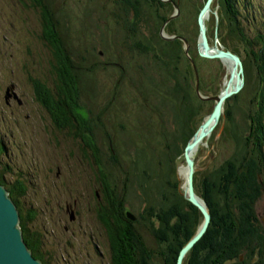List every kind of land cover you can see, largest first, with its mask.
<instances>
[{"label": "trees", "instance_id": "trees-1", "mask_svg": "<svg viewBox=\"0 0 264 264\" xmlns=\"http://www.w3.org/2000/svg\"><path fill=\"white\" fill-rule=\"evenodd\" d=\"M23 1L27 8H33L40 13V37L51 53L48 74L42 79H32L35 100L46 108L57 130L64 131L74 140L81 142L84 158L87 159L91 153L96 157L94 170L98 182L92 197L95 203L97 202L98 219L103 220L117 252L115 264H120L124 252L129 253L132 258L128 248L120 242L125 241L130 243L128 246L134 247L138 241L131 226V223H134L133 218L128 215L129 190L135 178V175L130 176L133 171L142 173L141 190L147 207L145 210L153 209L147 217L143 218L145 210L142 214L135 215L145 220L146 229L154 235L158 233L157 244L160 247L158 253L155 247L152 250V246L144 244L146 263L149 264L159 256L160 260H157L160 264H176L181 248L203 221V214L182 195L174 162L180 156L184 157L188 141L214 107V101L202 100L196 92L195 70L190 57L185 53V42L179 36H184L190 43V54L199 70L202 91L205 82L197 62V57H200L197 48L198 14L206 0H99L93 6L89 0L83 18L96 15L99 21L106 22L104 27L111 29L112 35L115 27L122 35L118 44L123 50H119L113 61H106L102 68L98 67V61L87 65V57L75 51L69 42V17L65 8L57 7L54 0ZM248 2L254 10L255 2ZM112 7H116L113 15ZM176 7L180 10L179 15L165 26L166 34L176 37L168 39L162 36L161 28L175 13ZM212 7L218 13L219 35L221 33L219 42L237 53L240 50L239 44L245 49V57L240 55L245 68V86L239 94L232 96L225 103V114H230L228 122L231 123L226 133H231L233 141L236 142L234 153L221 165L202 172L197 170L195 173V190L206 200L212 219L207 232L187 254L184 264H237L241 255L248 252L246 249H249L251 260L255 256L256 236L259 237L258 234L264 230L255 208L264 191V26L256 25L247 14L240 11L243 7L241 0H214ZM260 11L264 17V9L261 8ZM189 18L192 26L188 24L186 27ZM212 18L213 26L208 22L210 40L211 35H215L216 18L213 12ZM189 29L190 35L187 36L186 31ZM112 40L114 41L113 36ZM104 46L109 47L103 44ZM103 47L101 52L105 49ZM123 57L128 58L133 66H136L135 60L138 57L145 58L152 68L157 69L159 75V78L146 75L144 85L140 87L141 91L134 94H140V107L143 112L146 111L141 122L149 119L153 123V132L159 134L153 158L147 157L148 153L143 151L144 148H139L146 140L143 131L149 129L151 132V129L146 125V128H142L118 122L113 111L118 109L117 95L122 80L130 81V65L123 62ZM110 65L118 68L119 79L109 98V101H113L102 107V112H107L108 120L111 116L114 118V123L121 128V133L125 132L129 142L133 140L134 148L131 147L133 151L138 152V157L137 162L129 160L132 164L130 168L125 164L127 159L121 156L126 146L120 142L118 145L115 143L111 130L109 131L102 122L103 115H98V120L92 115L85 116V110L88 111L87 115H90L96 105V93L91 98L95 101L93 103H88L84 98L87 91L84 86L87 73L93 74L99 68L109 70ZM220 91L221 88L215 95ZM210 95L212 94L208 93V96ZM244 95L247 102V121L246 126L242 128L233 118L231 112L234 106H229V101H237ZM153 97H156L157 104L152 101ZM204 105L210 106L209 113L201 118L198 127H192V122L200 116ZM169 108L173 111L172 118L176 124V129L172 132L167 129V117L163 112ZM151 111L157 114V120L155 115H151ZM90 124H93L94 129H91ZM98 132L102 137H99ZM159 146L161 151L157 152L156 147ZM10 165L12 163L6 165L7 170L14 172ZM154 165H157V168ZM16 175V180H10L6 176V168L0 169V183L8 187L10 196L17 204L21 216L20 227L33 255L40 259L42 264H49L45 254L48 252L42 249L44 235L39 230L32 229L30 225L35 213L24 210L22 194L26 193L27 186L21 179L23 176L19 173ZM236 196H239V201ZM176 216H179L178 220ZM231 260L235 261L230 262ZM131 263L132 260L130 263L125 262Z\"/></svg>", "mask_w": 264, "mask_h": 264}, {"label": "rangeland", "instance_id": "rangeland-1", "mask_svg": "<svg viewBox=\"0 0 264 264\" xmlns=\"http://www.w3.org/2000/svg\"><path fill=\"white\" fill-rule=\"evenodd\" d=\"M88 1L54 0L57 7L65 8L68 13L69 33L67 37L74 50L87 57V65L98 61V67L102 68L106 61H113L114 57L118 56L119 50H123V47L118 44V39L122 35L116 27L114 35H112L111 29L104 27L106 22L104 20L99 21L96 15L83 18L85 8H88ZM248 1L241 0L243 7L240 11L247 14L256 25L264 26V17L260 11L261 8L264 9V0H252L255 2L254 10L252 4ZM95 2H99V0H91V6ZM115 9L116 7L111 8L112 15ZM93 12L96 13L95 10ZM209 23L210 26H213L214 19L212 18ZM188 24L192 26L191 18L187 19L186 27ZM191 29L186 31L187 36L190 35L189 31ZM40 34V13L33 8H27L23 0H0V146L2 147L0 151V169L6 168V176L10 180H16V174L18 173L23 176L21 179L25 181L27 186L26 193L22 194L24 210L25 212L30 210L35 213L30 225L32 229L43 233L45 240L52 246L51 249L55 253L60 254V249L52 245V242L56 240L52 235L45 236L44 231L51 229V223H54L59 226L57 235L60 236L65 225H72L78 231H75L73 236L76 247H69L70 254L67 252L65 260L74 264H108L99 258H92L91 261L90 256H85L87 248L84 239L87 238L83 234L80 235L81 227L78 226L79 222L95 224L96 217H98L97 202L95 203L89 193L96 186L94 171L96 164H94V167L93 163L90 164L92 162L91 156H88L87 159L84 158L83 145L80 141L74 140L63 131H57L51 124L52 121L46 108L41 102L35 100L32 79H42L48 74L51 59L50 50L41 40ZM220 35L218 32V38H220ZM210 41L212 45L215 44L213 35H211ZM229 42L232 43L230 40ZM103 44L109 45V47H103ZM184 45L186 53V44ZM235 45L238 46V44ZM102 47L105 48L103 52H101ZM238 47H240L238 53L244 58V47L242 44H239ZM96 55L97 57H95ZM126 57H123V62L127 63L128 66L130 65L128 71L130 81L122 80L117 95L118 102L116 105L118 109L115 108L113 111H115L118 122L122 121L142 128L146 125L151 129V132L149 129H146V132L143 131V137L146 140L141 143L139 148H144L143 151L148 153L147 157L153 158L155 143L159 141V134L153 132V123L149 119L141 122L146 111L143 112L140 107V94H134L141 91L140 87L144 85L143 81L146 75H153L156 78H159V75L157 69L152 68L145 58L138 57L135 60L136 67L132 65V62L129 63ZM200 57H197V62L205 82L202 91L206 95L208 93L215 95V92L220 88L221 91L224 89L230 76V69L228 64L219 59ZM100 68L93 74L87 73L86 85H84L87 91L84 98L88 103H93L95 101L91 98L96 93V105L92 108V116L95 120H98L97 116L103 115L102 122L109 131L111 130L115 143L118 145L120 142L126 146L123 148L125 151L121 153V156L127 159L125 164L127 168H130L132 164L129 162H137L138 157V152L133 151V140L129 142L125 132L121 133V128L114 123V118L111 116L108 120L107 112H102V107L113 101L112 99L109 101V98L112 96L120 72L114 65L108 66L109 70H100ZM13 90L19 94L24 104L18 103L9 96V92ZM152 101L155 104L158 103L156 97H153ZM231 104L234 106L231 112L233 118L236 119L240 127H245L247 121L245 114L247 110L246 96H241L237 101L231 99L229 106ZM201 111L200 116L192 122V127L199 126L201 118L209 113L210 106H202ZM163 112L167 117L165 118V124L168 131H174L176 124H174L172 118L173 111L169 108ZM87 113L88 111L85 110V116L89 117ZM150 113L152 116L155 115L152 111ZM229 116L224 112L210 138H207V141L200 146L196 155L197 170L199 172L221 165L234 153L236 142L233 141L231 133H226L227 127L231 126V123L228 122ZM154 117L156 120L158 119L157 114ZM224 118L227 119L226 122ZM156 123L155 129L157 130ZM117 129L118 134L116 135ZM98 135L102 137L99 132ZM133 137L135 138V136ZM147 137L149 142H147ZM146 144H148L147 147H145ZM159 148L160 146L156 147L157 152L161 151ZM143 158L145 162L146 156L144 155ZM107 159H109V156ZM9 163H12L9 167L14 172L11 169L7 170L6 165ZM185 164L183 155L174 162L180 180L181 193L184 192L186 174L181 172V168ZM154 167L157 168V165H154ZM59 170H61L60 174ZM133 175H135V178L129 190L128 210L135 216L138 213L142 214L147 207L141 190L142 173L141 171H133L130 176ZM66 188H71L73 192L70 193ZM260 196L255 208L261 225L264 227V191ZM236 197L239 201V196ZM68 205H72L73 208L66 211ZM152 211L153 209L145 210L146 214L143 215V218L151 215ZM73 213L76 214V219L70 221V215ZM145 234L147 243L154 247L155 238L153 235L147 229ZM81 256L85 257L81 258Z\"/></svg>", "mask_w": 264, "mask_h": 264}, {"label": "water", "instance_id": "water-1", "mask_svg": "<svg viewBox=\"0 0 264 264\" xmlns=\"http://www.w3.org/2000/svg\"><path fill=\"white\" fill-rule=\"evenodd\" d=\"M214 0H206L198 14L199 37L197 42L198 53L202 58L219 59L224 63H229L230 76L224 89L216 95H205L200 89V74L195 59L190 54V43L184 36H179L186 44V54L190 57L196 74V92L202 100L214 101L213 110L204 117L202 123L188 141L184 149L185 160V187L182 195L195 206L202 214L203 221L195 234L181 248L177 263L183 264L187 253L207 232L211 222V211L206 201L197 194L194 184V176L197 170L196 155L201 142L207 139L215 130L221 116L225 112V103L232 96L239 94L245 86V68L239 53L219 43L218 38V13L213 10ZM211 12L215 15V44L212 45L208 35V22L206 16ZM179 14L176 7L175 13L168 18L161 28V34L165 38L172 39L176 36L167 35L166 24ZM128 215L135 218L132 212ZM20 211L17 204L10 196L9 190L0 183V264H42V261L33 255L27 242L24 239L23 231L20 227ZM264 220V218H263Z\"/></svg>", "mask_w": 264, "mask_h": 264}, {"label": "flooded vegetation", "instance_id": "flooded-vegetation-1", "mask_svg": "<svg viewBox=\"0 0 264 264\" xmlns=\"http://www.w3.org/2000/svg\"><path fill=\"white\" fill-rule=\"evenodd\" d=\"M13 86L15 87L14 84H13ZM9 96L11 98L15 99L18 103L24 104L22 98H20L19 94L16 91L13 90L12 92H9ZM90 115H93V113H91ZM51 124L53 125L52 122H51ZM90 125L92 127L91 129H94L93 128V124H90ZM57 131L59 132L60 130H57ZM90 155H91V161H92V162H90V164L92 165V163H93V167H94V162H95L96 157L92 153ZM60 173H61V170H59V174ZM97 178L98 177H97V175L95 173L96 184L98 182ZM66 184H67V180H66ZM62 185L64 186L63 182H62ZM5 187L8 189L7 186H5ZM66 189L69 190L70 193L73 192V190L71 188H66ZM89 193H90V195H92L94 193V189H93V191H89ZM71 208H73V206L72 205H68L66 211H69V209H71ZM128 211L130 212V210H128ZM136 215L135 216L133 215L135 218L132 219L134 223H131V226H132V229H133V233L136 236V238L138 239V241L134 245V247L133 246L132 247L128 246V244H130V243H127L125 241L124 242H122V241L120 242V243H122L123 245H125L128 248V251L131 253V256H132V258H131L129 253L124 252V255L121 257L120 264L121 263L125 264V262L130 263L131 260H132L131 264H147L146 260H145L146 259V250L144 248V244H148L147 243V239H146L147 236L145 234V230H146V228H145V220H142V219L138 218L139 216L137 217ZM69 219H70V221H74L76 219V214H74V213L71 214ZM178 219H179V216H176V220H178ZM211 219H212V217H211ZM78 226L81 227L80 235L83 234L87 238V239H84V241L86 243V248H87V254L85 256H90L91 257V261H92V258H99L103 262H107L108 264H115V260L117 258V252L115 250V247H114L112 241L110 240V237H109V235L107 233V230H106V227H105V225L103 223V220H99L98 217H96L95 224H92L91 222H87V223L79 222ZM58 230H59V226L57 224L51 223V229H47V231H44L45 236H48V235L54 236L56 241L55 242L51 241L52 245L53 246H57L60 249V254L58 255V253H55L51 249L52 246H50L48 244V242L45 240V238L43 237L42 249L43 250L46 249V251L49 254L48 255L45 252V250H44V252L46 254V258L48 257L47 259L49 261V264H74L72 262L66 261L65 257L67 256V252L70 254L69 247H72V246L76 247L75 240L73 239V236L75 235V231H77V230L74 229L72 227V225H65L63 227V231H62L63 233L60 236L57 235V231ZM150 233L155 238L154 247L156 249V252L159 253V248L160 247H159V244H157L158 233L156 232L155 235H154L153 232H150ZM258 235H260V234H258ZM259 237H260V239H259ZM259 237L256 236L257 240L254 243V255L255 256L253 258H251V260H250V258H249V253H250L249 249H246L248 252H244L241 255L240 259L237 261V264H264V230L262 231V233H261V235ZM195 245H194V247H195ZM77 246L79 247L80 245H77ZM149 246H151V245H149ZM154 247H151V249L153 250ZM190 251L188 253H190ZM85 256H81V258L85 257ZM205 258L206 257L204 256L203 260H205ZM154 259L155 260L149 262V264H155V263L156 264H160L161 263V262L158 261V260H160L159 256L158 257L156 256ZM234 261L235 260H231L230 262H234Z\"/></svg>", "mask_w": 264, "mask_h": 264}, {"label": "bare ground", "instance_id": "bare-ground-1", "mask_svg": "<svg viewBox=\"0 0 264 264\" xmlns=\"http://www.w3.org/2000/svg\"><path fill=\"white\" fill-rule=\"evenodd\" d=\"M206 20H207V22H209L211 19V13L210 14H208L207 16H206ZM208 19H210V20H208ZM228 64V66H230V64L229 63H227ZM212 135V134H211ZM210 135V136H211ZM210 136L208 137V138H210ZM205 141H207V139H205V140H203L202 142H201V144H200V146L203 144V143H205ZM200 146L198 147V149H197V153H198V151H199V149H200ZM181 172H185V166H183L182 168H181Z\"/></svg>", "mask_w": 264, "mask_h": 264}]
</instances>
